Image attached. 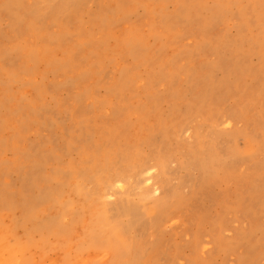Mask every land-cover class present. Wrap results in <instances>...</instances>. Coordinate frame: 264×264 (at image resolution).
<instances>
[{
  "label": "rangeland",
  "instance_id": "obj_1",
  "mask_svg": "<svg viewBox=\"0 0 264 264\" xmlns=\"http://www.w3.org/2000/svg\"><path fill=\"white\" fill-rule=\"evenodd\" d=\"M5 243L264 264V0H0Z\"/></svg>",
  "mask_w": 264,
  "mask_h": 264
},
{
  "label": "bare ground",
  "instance_id": "obj_2",
  "mask_svg": "<svg viewBox=\"0 0 264 264\" xmlns=\"http://www.w3.org/2000/svg\"><path fill=\"white\" fill-rule=\"evenodd\" d=\"M150 170V169H149ZM150 179V178H149ZM148 179V180H149ZM6 244V243H5ZM4 250H5V252H4ZM9 253L10 255H11V252L9 251V249H8V244H6L5 245V248H4V246L3 245H0V264H6L7 262H9V259H5L4 257V255H5V253Z\"/></svg>",
  "mask_w": 264,
  "mask_h": 264
}]
</instances>
